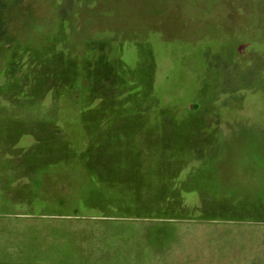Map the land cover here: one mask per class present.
Here are the masks:
<instances>
[{"label": "rangeland", "instance_id": "1", "mask_svg": "<svg viewBox=\"0 0 264 264\" xmlns=\"http://www.w3.org/2000/svg\"><path fill=\"white\" fill-rule=\"evenodd\" d=\"M262 193L264 0H0V264H264Z\"/></svg>", "mask_w": 264, "mask_h": 264}, {"label": "trees", "instance_id": "2", "mask_svg": "<svg viewBox=\"0 0 264 264\" xmlns=\"http://www.w3.org/2000/svg\"><path fill=\"white\" fill-rule=\"evenodd\" d=\"M82 154H84L82 151L80 152V150L76 153V158L77 159H79V158H81V156H82ZM73 160H75V159H73ZM72 161V160H71ZM63 163H65V165H68V166H72L73 165V163H67V162H63ZM162 164V163H161ZM75 165V164H74ZM75 169L77 170V172L80 174V175H85V174H83V172H85L84 171V169L81 167V165H79V164H77V165H75ZM74 169V170H75ZM185 169V168H184ZM186 170V174L188 175V174H190L192 171H193V168H190V169H185ZM184 177V176H183ZM180 178V179H178V181H177V188H178V190H179V192H184L185 190L182 188V183H183V180H184V178ZM83 180L85 181L84 183V187H86V185L89 183V180L90 179H88V178H83ZM88 186V185H87ZM158 191H156V193H161V192H163L164 190H162V189H157ZM185 193H189V194H192V193H194V190H191V191H188V192H185ZM81 208H84V207H87L88 205H90V200H89V198H85V196L82 194L81 195Z\"/></svg>", "mask_w": 264, "mask_h": 264}, {"label": "crops", "instance_id": "3", "mask_svg": "<svg viewBox=\"0 0 264 264\" xmlns=\"http://www.w3.org/2000/svg\"><path fill=\"white\" fill-rule=\"evenodd\" d=\"M261 195H262V198H264V194L262 193Z\"/></svg>", "mask_w": 264, "mask_h": 264}]
</instances>
